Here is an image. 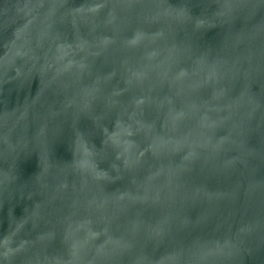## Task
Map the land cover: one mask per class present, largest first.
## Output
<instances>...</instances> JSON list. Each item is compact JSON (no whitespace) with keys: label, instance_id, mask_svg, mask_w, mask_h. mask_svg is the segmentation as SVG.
Here are the masks:
<instances>
[{"label":"water","instance_id":"95a60500","mask_svg":"<svg viewBox=\"0 0 264 264\" xmlns=\"http://www.w3.org/2000/svg\"><path fill=\"white\" fill-rule=\"evenodd\" d=\"M0 264H264V0H0Z\"/></svg>","mask_w":264,"mask_h":264}]
</instances>
